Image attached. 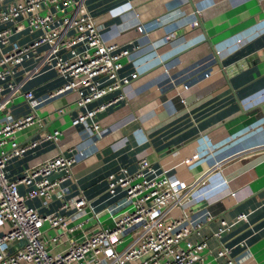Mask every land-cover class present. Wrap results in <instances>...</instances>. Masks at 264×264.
I'll return each mask as SVG.
<instances>
[{"label": "crops", "instance_id": "crops-1", "mask_svg": "<svg viewBox=\"0 0 264 264\" xmlns=\"http://www.w3.org/2000/svg\"><path fill=\"white\" fill-rule=\"evenodd\" d=\"M191 1L194 9L188 0H84L105 41L139 47L119 73L130 81L122 89L125 100L96 115L98 133L71 126L83 111L72 94L44 101L62 84L49 67L31 74L38 65L32 59L9 78L42 102L35 110L39 122L16 134L19 145L36 146L7 163V178L16 181L57 154L84 153L71 174L50 177L64 178L58 195L27 203L40 215L66 217L69 227L88 221L82 230L68 233L46 227L45 241L59 235L48 247L53 255L112 226L116 203L107 193V177L122 168L134 172L138 160L146 159L158 175L184 186L220 165L172 214L192 226L187 241L207 244L200 264H220V248L238 264H264V0ZM8 92L4 87L0 100ZM31 112L16 95L0 112V126ZM55 131L58 143L43 140ZM80 196L86 200L80 212L61 209ZM240 215L244 219L237 221ZM221 220L230 229L215 237ZM6 230L0 226V236ZM125 238L117 251L131 240Z\"/></svg>", "mask_w": 264, "mask_h": 264}, {"label": "built area", "instance_id": "built-area-1", "mask_svg": "<svg viewBox=\"0 0 264 264\" xmlns=\"http://www.w3.org/2000/svg\"><path fill=\"white\" fill-rule=\"evenodd\" d=\"M137 29L142 33L141 27ZM138 49L130 50L105 41L88 14L84 0H0V93L4 87L9 91L0 100V112L16 95L22 96L32 111L0 126V226L7 229L0 236V264L202 262L201 254L207 244L187 241L192 226L184 217H174L172 212L191 201L197 188L205 185L209 175L220 166L218 164L188 186L172 182L164 174L158 175L146 159L138 160L134 172L122 168L110 174L107 193L116 203L112 208L115 214L112 226L96 229L90 235L70 242L66 251L57 255H53L48 247L58 242L59 235L45 241V228L68 233L71 229L82 230L88 221L69 227L66 217L40 215L27 203L33 199L48 201L58 195L64 178L51 181L50 177L59 173L71 174L84 153L70 158L57 154L29 168L16 181L7 178V163L36 146V143L19 145L16 134L39 122L35 110L42 102L35 101L31 91L21 92V85L9 80L22 63L36 60L38 65L31 74L42 67L54 71L62 84L44 101L72 94L74 104L83 111L72 119L71 126H84L98 133L100 125L95 122L96 115L125 100L122 89L130 81L120 77L119 73ZM114 92L118 94L95 108H87ZM59 136L60 133L55 131L43 140L58 143ZM6 145L9 148L5 150ZM251 151H244L241 156ZM20 187L26 189L25 194L20 193ZM85 205V198L80 196L65 203L61 209L80 212ZM243 219V215L237 217V221ZM219 223L221 230L215 237L230 229L225 221ZM200 225L195 226L199 228ZM125 236L131 240L117 251ZM216 258L222 261L220 264H238L225 248L216 252Z\"/></svg>", "mask_w": 264, "mask_h": 264}, {"label": "water", "instance_id": "water-1", "mask_svg": "<svg viewBox=\"0 0 264 264\" xmlns=\"http://www.w3.org/2000/svg\"><path fill=\"white\" fill-rule=\"evenodd\" d=\"M189 1V3H190V5L193 7V9H194V5H193V3H192V1L191 0H188ZM201 29H203V27L201 26Z\"/></svg>", "mask_w": 264, "mask_h": 264}]
</instances>
